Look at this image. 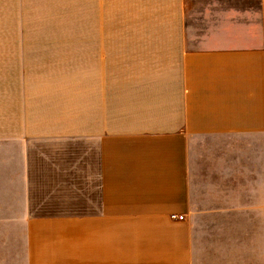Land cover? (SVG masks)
<instances>
[{
  "label": "crops",
  "instance_id": "0c3cea01",
  "mask_svg": "<svg viewBox=\"0 0 264 264\" xmlns=\"http://www.w3.org/2000/svg\"><path fill=\"white\" fill-rule=\"evenodd\" d=\"M73 2L0 0V264H264V0Z\"/></svg>",
  "mask_w": 264,
  "mask_h": 264
},
{
  "label": "rangeland",
  "instance_id": "374dc122",
  "mask_svg": "<svg viewBox=\"0 0 264 264\" xmlns=\"http://www.w3.org/2000/svg\"><path fill=\"white\" fill-rule=\"evenodd\" d=\"M72 22L65 24L38 25V30H73L100 32V0H74L72 7ZM81 20L83 22H81ZM102 30V28H101Z\"/></svg>",
  "mask_w": 264,
  "mask_h": 264
},
{
  "label": "built area",
  "instance_id": "2783aa9c",
  "mask_svg": "<svg viewBox=\"0 0 264 264\" xmlns=\"http://www.w3.org/2000/svg\"><path fill=\"white\" fill-rule=\"evenodd\" d=\"M172 219H176V220H179V221H182L184 219L183 216H176V215H173L172 216Z\"/></svg>",
  "mask_w": 264,
  "mask_h": 264
}]
</instances>
